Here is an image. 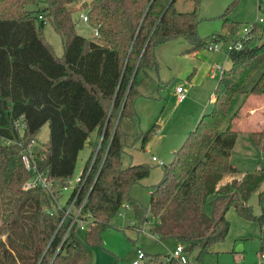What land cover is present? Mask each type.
<instances>
[{
  "label": "trees",
  "instance_id": "trees-1",
  "mask_svg": "<svg viewBox=\"0 0 264 264\" xmlns=\"http://www.w3.org/2000/svg\"><path fill=\"white\" fill-rule=\"evenodd\" d=\"M34 1L0 0V136L11 140L0 144V264H91V246L101 243L102 230L128 200L140 223L149 219L130 190L150 175L151 167L122 164V120L136 115L137 74L158 69L155 48L160 44L182 39L196 50L207 42L198 32V7L179 10L176 0L170 5V0H91L92 22L100 23V35L92 38L77 30V9L71 4L75 0H47L38 15L27 8ZM46 19L62 37L61 55L43 34ZM224 19L227 33L215 37L237 39L238 24ZM263 35L264 26L255 22L243 47L229 52L231 64L215 88L213 108L201 116L152 188V232L159 240L183 242L188 251L198 249V259L226 238L231 207L241 216L254 217L249 198L264 184L262 169L221 184L226 174L239 172L231 161L238 130H221L222 123L239 94L264 95V68L248 88L255 71L264 66ZM46 123L50 138L34 147V160L53 182L54 193L41 186L22 188L33 171L25 168L16 142L36 139ZM153 130L143 135V145ZM94 131L103 135L98 159L106 153L85 206L94 226L86 240L74 227L60 245L69 221L57 230L63 211L56 206ZM251 136L264 150V130ZM97 146L95 141L91 154ZM212 195L210 215L206 207ZM258 219L263 223L264 216ZM260 252L264 254V239ZM148 255L155 257L151 264L161 257Z\"/></svg>",
  "mask_w": 264,
  "mask_h": 264
},
{
  "label": "rangeland",
  "instance_id": "rangeland-1",
  "mask_svg": "<svg viewBox=\"0 0 264 264\" xmlns=\"http://www.w3.org/2000/svg\"><path fill=\"white\" fill-rule=\"evenodd\" d=\"M47 4V0H35L33 3L28 4L27 8L38 15L47 7ZM71 4L75 6V2ZM175 6L183 11H191L196 6L198 7V32L207 42L205 46L200 48V51L202 54L212 52L214 55L212 64L219 62L222 67H228L231 63L227 43L228 39L231 40L232 37H235L227 35L231 38L219 37L217 40L214 39L215 36L227 33V28L224 27L225 17L238 24L239 29L236 35H243L244 27H250L255 22H259L264 26L263 0H176ZM75 20L77 30L86 37L92 38L91 27L84 24L79 19L78 14H75ZM40 22L38 20V24ZM43 34L53 45L55 52L61 55L63 53L62 37L48 19H46ZM211 42L218 43L216 50L208 48V44ZM186 46L187 44L174 39L156 46L155 52L159 67L152 70L154 76L158 77L160 75L165 80L163 88L165 99L163 101L145 99L136 102V112L138 113L135 128L139 130L137 133L140 134V138L130 139L128 142L124 138L125 142L130 145L125 148L123 166L126 167L133 162V164H147L151 167L150 175L134 184L130 190L131 199L147 210L149 219L144 223H140L135 215L134 207L128 200L129 203L120 208L111 224L102 230L101 243L91 246L93 254L91 264H131L137 255V248H143L150 254L158 253L164 259L166 254L175 249L177 240L173 238L159 240L152 235L155 220L149 210L150 191L164 177L165 167L159 164L158 161L153 160V156L156 155L165 164H169L173 160L175 150L182 145L189 131L196 127L198 121L196 119L200 117L199 115L204 110L207 109L206 112H209L213 108L212 96L220 78L218 76L217 79L208 81L203 78L202 82H198L201 83L200 86H197L196 77L202 76L200 63L206 58L203 55L194 54L196 56H193L192 53L186 52L184 50ZM180 50L183 52L179 55L175 54ZM263 68L264 66H261L255 71L248 88H251L255 80L259 78ZM189 77L194 79L191 80ZM141 80L149 83L148 80ZM188 81H191L194 86L190 91V98L181 103L178 101L176 87L178 84L187 87ZM196 90L197 92L194 94ZM242 94L238 96L240 97ZM237 98L229 115L222 123L221 130L228 128L229 120L239 105V103L237 104ZM260 106H264V103ZM259 111L261 110H258L256 114ZM241 115H243L242 111ZM125 122L126 118L122 120V126ZM248 126L249 124H242L239 128L237 142L231 154L232 164L242 173L254 172L257 169L264 171V150L255 144L247 129ZM152 127H154V130L150 133L149 140L143 145L141 134H146ZM262 130H264V124L254 127V131ZM49 138L50 127L49 123H46L38 132L37 144L43 145L49 141ZM10 142L11 140L0 136V144ZM91 151L88 141L79 153L71 184L63 190L60 204H63L72 193L77 178L81 175L91 155ZM212 199L213 195L209 197L206 207V211L210 215L214 211L211 205ZM249 203L254 217L241 216L234 207H231L226 213V217L230 221V229L226 238L213 244L199 259L197 258L198 249L190 251L189 256L192 262H197V264H264L260 252L262 240L264 239V228L262 221L258 219L264 214V184L251 194ZM87 231L86 229L78 230L79 237L82 240H86ZM240 245L242 246L241 251H239Z\"/></svg>",
  "mask_w": 264,
  "mask_h": 264
},
{
  "label": "built area",
  "instance_id": "built-area-1",
  "mask_svg": "<svg viewBox=\"0 0 264 264\" xmlns=\"http://www.w3.org/2000/svg\"><path fill=\"white\" fill-rule=\"evenodd\" d=\"M264 1V0H263ZM75 7L77 9V14L79 19L86 25L91 27V35L93 37H98L100 35V23H93L90 14V2L91 0H75ZM39 17H42L41 15ZM262 20V19H260ZM262 22V21H261ZM250 27H244V34L239 35L237 39L229 40L227 43L228 53L233 50H239L243 47V39L247 36ZM217 40V38H214ZM211 50H216L218 48L217 42H211L208 46ZM216 69H219L221 73L223 72V67L217 65ZM215 73V72H213ZM178 93V100L183 101L187 97V92L183 86H178L176 88ZM20 125H24L23 118L19 121ZM103 135L98 137L97 149L88 158V163H86L81 175L78 176L76 185L73 188L72 193L69 195L67 200L60 204L58 202L57 209L63 211L62 220L57 228L65 221H69L68 227L62 237L60 245L63 244L67 236L70 234L72 229L76 227L79 229L91 230L94 226V219L90 212L85 210V206L89 197V194L95 184V181L100 173L102 164L105 160V154L99 160V148L102 145ZM21 146V155L24 166L27 170L33 171L31 178L27 179L22 188L27 190L35 186H41L50 190L52 193L53 182L47 178V175L39 170L35 160H34V147L37 144L36 139H32L29 143H24V141H16ZM109 145V141H108ZM107 145V146H108ZM107 150V149H106ZM153 160L158 161L159 164L165 165V163L160 160L157 156H153ZM85 187V189H84ZM126 204V203H125ZM52 211V210H51ZM148 216V215H147ZM264 226V225H263ZM153 237L158 238L153 232ZM190 251L186 249L183 242H177L175 249L166 254L164 259L160 257L158 262L153 264H166L171 260H175L177 264H197V262H192L190 259ZM154 256L148 255V253L143 248H137V255L133 259L131 264H151L150 262L154 260Z\"/></svg>",
  "mask_w": 264,
  "mask_h": 264
},
{
  "label": "crops",
  "instance_id": "crops-1",
  "mask_svg": "<svg viewBox=\"0 0 264 264\" xmlns=\"http://www.w3.org/2000/svg\"><path fill=\"white\" fill-rule=\"evenodd\" d=\"M228 38H231V37H228ZM226 39H227V37H226ZM232 39H233V37H232ZM175 40H178V41H181V42L187 44V46L184 49V50H186V52L192 53L193 56H196L194 54L203 55V57L206 58V60H203L200 63V69H201V72H202V76L196 77V79H197V81H196L197 82V86H200L199 84H201V83H198V82H200L203 78H205L208 81L210 79H217L218 76L221 77L222 73H221V71L219 69H216V66L217 65H221L222 66V64H220L219 62H215V63L212 64V62H214V61H212L213 58H214V55L212 54V52H210V53L207 52V54H202L201 51H200V48H198L196 50H191L190 49L191 46H190V44L187 41L180 40V39H175ZM229 40L230 39H228V41ZM182 52L183 51L180 50V51H177L175 54L179 55ZM180 57H181V55H180ZM228 67H223V69L228 68ZM213 72H215V73H213ZM141 79L148 80L149 83H145ZM189 79L192 80L194 78L189 77ZM219 80H220V78H219ZM219 80H218V83H219ZM164 83H165V80L160 75L158 77L153 75V70L152 69H149L148 74H145L143 71H140L137 74V76H136V82H135V90L137 91V96H136V99H135V108H136V102H139L141 100H145V99H154V100H157L158 99V100L163 101L165 99L164 98V95H163ZM218 83H217V85H218ZM203 84H204V82L202 83V85ZM178 86H183V85L182 84H178L177 87ZM193 86L194 85H193V83H191V81H188V86L187 87H184L183 86L185 88L186 92H187V97L183 101H179L178 100L179 102L184 103V102H186L190 98V94H191L190 91L193 88ZM196 92H197V90L194 91V94ZM177 95H178V93H177ZM193 98H195V97H193ZM237 99H238L237 104L239 103V105H238V108L235 109L233 115L231 116V118L229 120L228 127L229 126H232L234 129H236V130L239 131V128H240V126L242 124H245V125L249 124V126H248L247 129L250 132V134H252V132L254 131V127H259V124H264V106H260V105H262L264 103V95L263 96H261V95H258L257 96L255 94H252V93L247 92V93H243L242 96H240V97L238 96ZM214 100H215V91H214L213 96H212V101L214 102ZM195 101H197L196 98H195ZM258 110H261V111H259V113L256 114ZM206 111H207V109H206ZM206 111L204 110L203 113H201V114L199 113L200 114L199 115L200 117H198V119H196V121L197 120L199 121V119L201 118V116ZM241 111H242V114L243 115H241ZM244 112H246V113H244ZM137 113L138 112H136V115L133 116V117L126 118V122L122 126V131H123V134H124V138L126 139L127 142L130 139L140 138V134L137 133V132H139V130L137 128H135V126H136ZM196 121H195V123H196ZM198 121H197V123H198ZM141 132L143 133V131H141ZM142 136L143 135L141 134V137ZM96 137H98V134H97V131H94L91 134V136L89 137V139L87 140V142H86V143H88V141H89L91 149H92L93 143L95 141H97V139H98V138L96 139ZM129 145L130 144H128V143L125 142L124 152H125V148L127 146H129ZM154 156H156V155H154ZM132 164H133V162H132ZM244 174L245 173H242L240 171L237 172V173L226 174L224 176V178L222 179L221 184H225V183L231 181L234 178H240ZM152 191H153V189H151L150 192H152ZM263 216H264V214H263ZM263 225H264V220H263ZM263 228H264V226H263ZM241 247L242 246L240 245L239 251L242 250ZM262 258L264 259V254H262Z\"/></svg>",
  "mask_w": 264,
  "mask_h": 264
},
{
  "label": "water",
  "instance_id": "water-1",
  "mask_svg": "<svg viewBox=\"0 0 264 264\" xmlns=\"http://www.w3.org/2000/svg\"><path fill=\"white\" fill-rule=\"evenodd\" d=\"M172 1H173V0H170L169 5L171 4Z\"/></svg>",
  "mask_w": 264,
  "mask_h": 264
}]
</instances>
